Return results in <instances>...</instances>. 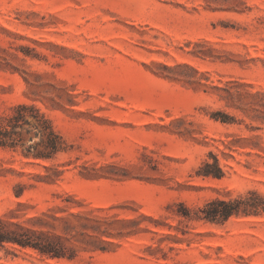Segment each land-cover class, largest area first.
<instances>
[{"label": "rangeland", "instance_id": "374dc122", "mask_svg": "<svg viewBox=\"0 0 264 264\" xmlns=\"http://www.w3.org/2000/svg\"><path fill=\"white\" fill-rule=\"evenodd\" d=\"M22 102L65 150L26 156L34 131L0 145V219L90 220L114 244L73 239V259L0 248V264H264V210L182 214L264 203V0H0V120ZM211 152L221 178L196 172ZM45 166L63 174L42 182Z\"/></svg>", "mask_w": 264, "mask_h": 264}, {"label": "trees", "instance_id": "16d2710c", "mask_svg": "<svg viewBox=\"0 0 264 264\" xmlns=\"http://www.w3.org/2000/svg\"><path fill=\"white\" fill-rule=\"evenodd\" d=\"M31 131L41 139L35 146L24 148L23 152L26 156L51 159L65 150V141L55 130L51 119L37 105L26 102L14 106L12 113L0 120V145L16 147L21 143L24 146V134ZM209 155L213 160L205 159L197 169V174L203 177H223L225 170L218 156L213 152ZM45 167L48 173L39 177L42 182H55L63 174V170L57 166ZM24 187L25 184L21 182L16 185V196L23 194ZM251 193L256 192L251 191ZM263 210L264 203L261 200L239 195L233 198H213L195 214H192L190 208L185 207L182 214L187 218L224 222L234 215L256 214ZM81 213L70 212L69 216ZM46 215L48 214L43 213L42 216L25 217L23 220L0 219V248L8 251L11 250L10 247L31 248L48 257L73 259L78 254L73 239L78 240L81 248L89 250H106L107 246L114 244L113 241L102 238L104 234H111L108 232V227L102 229V224L91 223L90 220L75 224L67 218L68 216L55 214L49 216L53 220L50 221L44 218ZM58 228H61L62 233L57 232ZM79 237L81 239H78Z\"/></svg>", "mask_w": 264, "mask_h": 264}]
</instances>
